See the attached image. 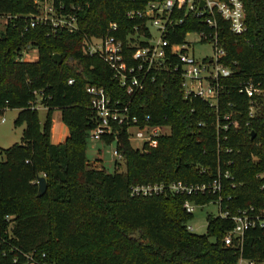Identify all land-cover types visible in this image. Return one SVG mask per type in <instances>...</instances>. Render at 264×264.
I'll use <instances>...</instances> for the list:
<instances>
[{
	"label": "trees",
	"instance_id": "obj_1",
	"mask_svg": "<svg viewBox=\"0 0 264 264\" xmlns=\"http://www.w3.org/2000/svg\"><path fill=\"white\" fill-rule=\"evenodd\" d=\"M244 2L246 31L234 34L226 22L219 30L226 52L221 60L232 69L221 78L226 84L221 110L233 109L240 121L225 131L218 130L216 112L202 98L185 97L180 74L159 72L129 95L108 63L86 51L84 36L105 33L113 21L126 39L141 21L128 18L126 11L142 7V1L57 0L67 10L75 6L79 29L49 33L43 23L28 27L34 0H0V13L18 15L0 30V115L7 107L19 108L15 123H26L21 142L0 147V264H13L18 248L46 252L55 264H238L241 257L264 264V226L246 229L231 245L224 241L235 225L231 217L209 213L206 232L188 228L194 213L185 209V199L205 204L219 194L130 192L136 183L204 182L220 176L222 209L231 214L250 206L264 209V176L258 175L264 172V93L256 97L251 116L250 97L238 89L248 79L264 87V0ZM200 26L198 18L186 16L171 42ZM29 43L38 48V57L21 59ZM56 52L62 62L53 59ZM88 83L103 86L123 103L130 101L132 114H150L151 123L169 124L171 132L142 151L132 144L128 124H114L103 140L116 143L125 170L108 171L90 162L86 137L98 118L90 107ZM38 95L47 108L42 129L37 108L31 107ZM55 108L68 127L59 143L51 140ZM39 175L47 180L42 195Z\"/></svg>",
	"mask_w": 264,
	"mask_h": 264
},
{
	"label": "built area",
	"instance_id": "obj_2",
	"mask_svg": "<svg viewBox=\"0 0 264 264\" xmlns=\"http://www.w3.org/2000/svg\"><path fill=\"white\" fill-rule=\"evenodd\" d=\"M140 1H142V7L126 11L128 18L141 19L139 23L134 24V30H128L126 39L118 35L119 23L110 22L105 33L84 36L88 54L98 55L106 61L114 71V75L126 87L129 95L143 89L149 80H155L159 72L170 71L180 74L185 97L197 95L213 108L216 112L218 130L227 131L232 127L240 126V121L234 117L233 109L225 113L221 110L220 98L226 90V84L221 78L231 75L232 69L221 60L226 52L220 42L219 30L221 22H226L234 34H242L246 31L247 15L244 0H204L202 4V0ZM34 2L36 11L27 15L28 27L43 23L50 27L49 33L60 29H66L69 32L79 29V17L74 5L71 4L72 9L67 10L64 8L65 5L57 3V0H34ZM189 15L198 18L200 25L204 27L193 28L186 32L182 41L171 42V34L176 33L177 26L182 24L185 17ZM17 16L12 13H0V30L6 29ZM192 33L196 36L194 40H189L187 36ZM196 42H211L212 54L198 58L190 50L192 44ZM31 47L38 50L30 43L24 48ZM19 57L24 59L23 52ZM68 81L72 83L74 78L70 77ZM86 89L91 97L90 107L96 112L98 118V124L90 131L94 138L103 140V134L111 133L114 124H128L130 140L136 139L140 142V145L136 147L144 151L156 146L162 136L171 132V126L167 123H151L150 114H146L144 118L132 114L129 110L130 101L123 103L120 99L112 98L103 86L88 83ZM238 89L250 97L249 115L252 116L256 110V97L264 93V87L248 79L241 82ZM31 107L35 108L36 105L33 104ZM1 120H5V117ZM132 127L135 128L134 132H131ZM165 127H169L170 131L167 132ZM113 154L123 159V154L117 147L113 150ZM225 175L231 176L228 171ZM258 175L264 176V172ZM232 186H236V183H232ZM222 189L223 183L219 176L204 182L174 180L136 183L131 185L130 192L134 196H152L166 191L189 195L219 194L218 198L211 202L217 203L219 215L234 219L233 229L224 236L225 243L231 245L234 237H242L246 229L264 226V209L256 210L254 206H250L231 214L229 210L222 209L221 202L224 198L221 194ZM183 205L187 212L194 213L197 206L205 204L186 198ZM188 228L193 230L194 225L189 222ZM17 250L19 254L13 258V264H55L53 260L48 259L46 252L23 251L19 248ZM238 264L259 263L241 257Z\"/></svg>",
	"mask_w": 264,
	"mask_h": 264
},
{
	"label": "rangeland",
	"instance_id": "obj_3",
	"mask_svg": "<svg viewBox=\"0 0 264 264\" xmlns=\"http://www.w3.org/2000/svg\"><path fill=\"white\" fill-rule=\"evenodd\" d=\"M195 34H189L187 38L194 40ZM192 52L198 58L205 56L206 54H212L213 47L211 42H196L192 44ZM24 59L34 60L38 57V50L31 48H24L22 50ZM37 114L40 121V128L44 124L47 114V108L41 103L40 96L36 102ZM19 113V108L7 107L5 111L0 115V147H8L15 142H21L24 137V129L26 127L25 122L15 123V119ZM5 117V120H1ZM167 132L170 131L169 127L164 128ZM135 128H131V132H134ZM67 126L62 120L61 109L55 108L52 112V128H51V140L53 142H63L66 138ZM132 144L136 147L140 145L136 139L131 140ZM86 153L91 162H96L97 165L104 166L108 171H115L116 169L125 170L126 163L124 159L118 158L113 154V150L116 147V143L113 141L107 143L104 140L96 139L89 133L86 137ZM1 158V153H0ZM120 164H117L116 162ZM219 212L216 202L205 203V205H199L194 211V218L190 223L194 225V231L204 233L207 231V215L209 213L217 214Z\"/></svg>",
	"mask_w": 264,
	"mask_h": 264
},
{
	"label": "water",
	"instance_id": "obj_4",
	"mask_svg": "<svg viewBox=\"0 0 264 264\" xmlns=\"http://www.w3.org/2000/svg\"><path fill=\"white\" fill-rule=\"evenodd\" d=\"M204 3V0H202L201 4ZM53 59L57 62H62V55L58 52L53 54ZM252 134L254 136L255 132L252 130ZM38 195H42L46 189H47V180L45 175H39L38 176Z\"/></svg>",
	"mask_w": 264,
	"mask_h": 264
},
{
	"label": "crops",
	"instance_id": "obj_5",
	"mask_svg": "<svg viewBox=\"0 0 264 264\" xmlns=\"http://www.w3.org/2000/svg\"><path fill=\"white\" fill-rule=\"evenodd\" d=\"M66 126H67V125H66ZM67 135H68V127H67V134H66V137H67ZM65 139H66V138H65ZM65 139H64V140H65ZM58 143H59V142H58Z\"/></svg>",
	"mask_w": 264,
	"mask_h": 264
}]
</instances>
